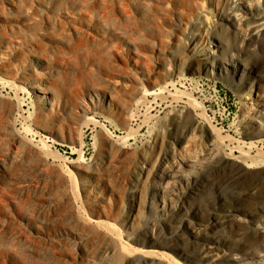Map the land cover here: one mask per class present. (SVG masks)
Returning <instances> with one entry per match:
<instances>
[{
  "label": "rangeland",
  "instance_id": "obj_1",
  "mask_svg": "<svg viewBox=\"0 0 264 264\" xmlns=\"http://www.w3.org/2000/svg\"><path fill=\"white\" fill-rule=\"evenodd\" d=\"M115 1L0 0V264H264V0Z\"/></svg>",
  "mask_w": 264,
  "mask_h": 264
},
{
  "label": "bare ground",
  "instance_id": "obj_2",
  "mask_svg": "<svg viewBox=\"0 0 264 264\" xmlns=\"http://www.w3.org/2000/svg\"><path fill=\"white\" fill-rule=\"evenodd\" d=\"M134 3H133V2ZM140 0H131L130 2H132L133 4V6H132V8H134V7H136V6H138L139 4H137L138 2H139ZM167 2H173V3H175V2H177L178 3V5H179V8L180 9H176V10H178V11H181L182 9H183V5L185 4V0H166ZM126 2H127V0H116L115 1V3L118 5V3H120L119 5L121 6V8H117V9H122L125 13H127L128 12V5L126 4ZM114 3V2H113ZM128 3V2H127ZM115 4V5H116ZM131 4V3H130ZM114 5V4H113ZM111 8H112V6H111ZM147 8V7H146ZM171 8H173V7H171ZM115 9V8H114ZM149 10H151V11H153L152 12V14H156L155 15V18L156 19H158V15H163V16H168L169 14L171 15V13H172V11H171V9H164V10H158L157 8H156V6H155V4L154 3H152V6H150V8H148ZM119 11V10H118ZM117 11V12H118ZM122 12V11H121ZM109 13H111V11L109 12ZM113 14V13H112ZM111 14V15H112ZM123 14V13H122ZM115 16V15H114ZM128 16V15H127ZM158 16V17H157ZM116 17H114V19H115ZM129 19V18H128ZM116 21V20H115ZM135 23V22H134ZM156 24L158 25V23H157V21H156ZM136 25V24H135ZM124 26V25H123ZM133 26V25H132ZM139 26H140V24H139ZM157 27V26H156ZM123 27H121L120 29H122ZM125 28H126V26H125ZM209 53H211V52H209ZM213 59V58H212ZM212 61V63L213 62H217V59H215L214 58V60H211ZM219 67V66H218ZM18 82V81H17ZM16 88L17 89H19L20 88V86L19 85H17L16 86ZM29 89H30V91L32 92V93H34V95L39 99V100H41L42 101V104L41 105H46V106H52L53 104H54V99L52 98V97H50L49 95H48V90L43 86V85H39V84H37V83H33L32 85H30L29 86ZM161 91V90H160ZM148 96H150V95H153V94H155V96L157 95L156 93H155V90H145L144 91ZM147 97V96H146ZM95 98L97 99V100H100V99H98V97H96L95 96ZM142 98V97H141ZM101 99H103V97L101 98ZM140 100V99H139ZM188 100H190V101H192V102H194V103H196V101H195V99H193V98H188ZM188 103H190V102H188ZM137 104V103H136ZM191 104V103H190ZM197 104V103H196ZM138 106V105H137ZM193 106V105H192ZM132 115V114H131ZM90 119H93L94 120V118H92V117H90ZM121 138V137H120ZM83 139V138H82ZM225 139V138H224ZM42 142V141H41ZM43 143V142H42ZM43 146H45V144H43ZM45 148V147H44ZM48 148V147H47ZM53 156V155H52ZM205 247L203 248V249H210L211 247H210V245H208V244H205L204 245ZM153 250H151L150 252H152ZM173 260L176 262V264H182L179 260H177V258H175V257H173Z\"/></svg>",
  "mask_w": 264,
  "mask_h": 264
}]
</instances>
